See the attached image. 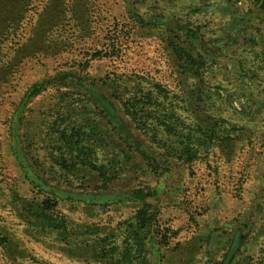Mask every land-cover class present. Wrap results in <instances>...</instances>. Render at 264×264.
<instances>
[{
  "label": "rangeland",
  "instance_id": "1",
  "mask_svg": "<svg viewBox=\"0 0 264 264\" xmlns=\"http://www.w3.org/2000/svg\"><path fill=\"white\" fill-rule=\"evenodd\" d=\"M262 3L1 1L0 264H264Z\"/></svg>",
  "mask_w": 264,
  "mask_h": 264
},
{
  "label": "trees",
  "instance_id": "2",
  "mask_svg": "<svg viewBox=\"0 0 264 264\" xmlns=\"http://www.w3.org/2000/svg\"><path fill=\"white\" fill-rule=\"evenodd\" d=\"M1 1L3 0H0V3ZM262 7L264 6V0H263V3L261 5ZM23 7L21 5L20 8H18L17 12H20L22 13L23 11ZM177 30L179 32H182L185 37H187L188 39H191V40H195V39H200L201 40V34L199 32H194V30L192 28H190L189 25H178L177 26ZM3 31H5V23L3 20H0V34L2 36L7 35V33H3ZM188 58H189V62L192 63V64H195L196 61L198 59H200L199 61H201L200 65L201 67H207V65L209 64L210 60H208L207 58H200L201 55L200 53H197V56L193 55L192 53L190 54V52H188ZM213 61V60H212ZM230 129H227V132L224 134V135H219V139L223 140V139H226V140H229L230 143L232 141H234L235 139L232 138V136L230 135ZM224 136V137H223ZM146 190L144 189H137L135 190L132 194H131V198H133V200H140V201H144L146 200L147 198H150L152 197L153 195H156L157 194V191H153L149 188V190L147 192H145ZM46 207H48L47 209H52L53 208V205H50V204H47ZM151 234V231L149 232V230L146 232V233H143V237H142V240L144 239H147L148 238V234ZM166 239V238H165ZM1 241H5V244H6V241H8L7 239H1ZM131 245H133V243L130 244V241L127 242V245L126 247L124 248L126 251H127V254H131V251H132V247H130ZM134 246V245H133ZM142 246V243H138L137 247H141ZM134 248V247H133ZM120 247H115V248H111V256H112V259H114V262H111V263H120L121 261V257L119 255V257L117 258V250H119ZM238 244L235 243V245L232 246L231 250H230V253H229V258H228V261L226 263H229L230 260L234 257V255L236 254V252L238 251ZM16 253V251H15ZM120 254V253H118ZM108 256V255H107Z\"/></svg>",
  "mask_w": 264,
  "mask_h": 264
},
{
  "label": "crops",
  "instance_id": "3",
  "mask_svg": "<svg viewBox=\"0 0 264 264\" xmlns=\"http://www.w3.org/2000/svg\"><path fill=\"white\" fill-rule=\"evenodd\" d=\"M262 7V6H261ZM262 9L264 10V6L262 7ZM239 253V250L237 251V253L236 254H238ZM235 254V255H236ZM235 255H234V258H235ZM233 261V260H232ZM232 261H231V263H229V264H232Z\"/></svg>",
  "mask_w": 264,
  "mask_h": 264
}]
</instances>
